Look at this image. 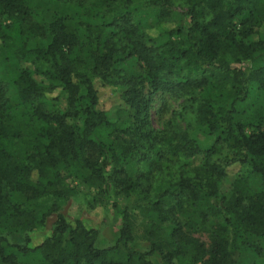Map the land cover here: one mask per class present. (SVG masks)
<instances>
[{
  "label": "trees",
  "instance_id": "trees-1",
  "mask_svg": "<svg viewBox=\"0 0 264 264\" xmlns=\"http://www.w3.org/2000/svg\"><path fill=\"white\" fill-rule=\"evenodd\" d=\"M57 1L84 9L85 41L66 17L44 21L29 0H0V46L8 58L31 65L14 79L15 96L42 122L38 150L15 159L8 148L12 97L0 77V264H25L23 257L38 264H176L179 258L184 264H240L244 247L261 249L254 239H264V42L249 40L260 21L257 0ZM174 7L186 8L182 33L162 25ZM32 38L41 43L29 47ZM133 60L137 73L123 67ZM93 76L124 90L132 118L126 126L96 109ZM253 89L263 105L254 102L246 119L247 109L238 105ZM158 93L183 97L181 115L192 114L214 137L201 161L195 160L203 150L191 122L183 129L173 121L152 125ZM63 96L67 107L60 111L53 103ZM248 126L256 130L248 133ZM245 165L260 184L254 188L243 178L231 196H220V181ZM64 168L99 188L108 203L106 188L127 198L125 206L112 203L122 221L114 244L99 246V229L67 217L56 203L40 213L19 199L60 194ZM131 206L149 216L144 249ZM191 206L204 220L224 217L209 245L186 230L182 217ZM52 212L51 233L34 243Z\"/></svg>",
  "mask_w": 264,
  "mask_h": 264
},
{
  "label": "rangeland",
  "instance_id": "rangeland-1",
  "mask_svg": "<svg viewBox=\"0 0 264 264\" xmlns=\"http://www.w3.org/2000/svg\"><path fill=\"white\" fill-rule=\"evenodd\" d=\"M29 2L35 14L44 21H51L56 16L66 17L67 23L80 32L83 41L86 40L82 21L87 16L84 9L77 2L69 3L57 0H29ZM257 2L261 13L260 16H257V19H260V21L254 26V33L250 35L249 40H261L264 42V13L262 12L264 0H257ZM145 8L140 7L141 10ZM143 13L147 14L145 11ZM162 25L165 29L181 28L182 31L180 33H182L188 25L186 8L174 7L170 13L169 20L166 23H162ZM239 27L238 23L236 28ZM40 43V38H32L28 45L29 47H36ZM29 66H31L30 63L25 60L8 58L6 52L0 46V77L8 84L12 97L7 117V123L11 130L8 138V148L15 159L20 162L26 160L31 153L38 150L36 147L39 148L41 145L38 142V138L42 122L32 115L31 104H24L16 98L14 90V79L22 69ZM123 67L130 73H137L140 70V66L135 60L127 63V65L124 64ZM34 77L40 82L46 81L45 77L40 74H34ZM92 78L99 97L96 109L106 114L111 121L118 122L123 126L130 123L132 118L129 106L123 96L124 90L121 87L105 84L99 76H93ZM262 99L263 96L260 95L259 91L253 89L251 98L247 101L239 102V109L245 108L248 111L247 114L243 115L246 119L249 118V115L254 110L255 106H253V103L256 102V106L259 104L263 105ZM183 101V97L176 98L168 94H156L151 108L152 125L156 128H164L167 122L173 121V124H179L180 128L183 129L188 127L189 122H191L193 125L190 128V132L203 150L195 158L196 162H199L204 157V150L212 145L214 137L207 132L206 128L192 114L189 113V116L181 115ZM53 106L60 111H64L67 107L66 97L63 96L59 101L53 103ZM255 130V126L246 128L248 133ZM62 175L63 185H57L60 194H42L36 197L31 196V193L26 195L19 194V199L26 203L27 207L35 208L40 213L47 207H52V203H56V209L67 217H80L87 225L98 228L99 237L97 244L99 246L106 247L114 244L119 236L122 221L112 203L117 202L119 207H122L128 203L127 198L122 195H112L106 188V194L109 196L108 203L106 197L101 199L102 194L99 188L84 181L73 169L67 170L64 168ZM243 178H246L254 188L260 184L257 176L252 174L250 166L245 165L240 172H233L220 181L218 194L220 196H231L237 185L244 184L241 182ZM196 208L203 210L205 205L199 204ZM192 209H194L193 206L189 207L188 212L182 217L186 230L209 245L212 229L218 223L224 222V217L212 214L209 220H204L198 213L192 212ZM131 213L138 248L144 249L148 245L149 216L141 210L133 208V206H131ZM55 218L56 213L52 212L49 214L46 226L34 233V243L42 241L51 233ZM254 242L261 249L255 250L251 247H244L240 264H264V239H254ZM22 260L25 264L39 263L35 257H23ZM184 263L185 259L182 258L176 261V264ZM66 264H70V262Z\"/></svg>",
  "mask_w": 264,
  "mask_h": 264
}]
</instances>
